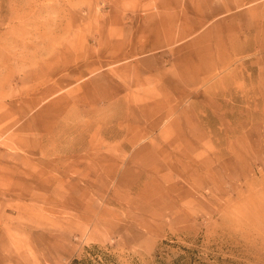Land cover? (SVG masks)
<instances>
[{
	"label": "rangeland",
	"instance_id": "374dc122",
	"mask_svg": "<svg viewBox=\"0 0 264 264\" xmlns=\"http://www.w3.org/2000/svg\"><path fill=\"white\" fill-rule=\"evenodd\" d=\"M264 264V0H0V264Z\"/></svg>",
	"mask_w": 264,
	"mask_h": 264
},
{
	"label": "trees",
	"instance_id": "16d2710c",
	"mask_svg": "<svg viewBox=\"0 0 264 264\" xmlns=\"http://www.w3.org/2000/svg\"><path fill=\"white\" fill-rule=\"evenodd\" d=\"M68 264H116L113 257L99 250L96 246H93L90 250H87V254L82 257L72 258Z\"/></svg>",
	"mask_w": 264,
	"mask_h": 264
}]
</instances>
